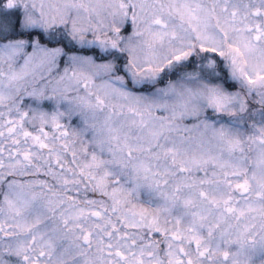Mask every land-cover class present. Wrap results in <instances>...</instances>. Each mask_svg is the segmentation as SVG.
<instances>
[{
	"label": "snow or ice",
	"instance_id": "1",
	"mask_svg": "<svg viewBox=\"0 0 264 264\" xmlns=\"http://www.w3.org/2000/svg\"><path fill=\"white\" fill-rule=\"evenodd\" d=\"M0 264H264V0H0Z\"/></svg>",
	"mask_w": 264,
	"mask_h": 264
}]
</instances>
